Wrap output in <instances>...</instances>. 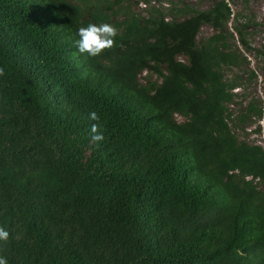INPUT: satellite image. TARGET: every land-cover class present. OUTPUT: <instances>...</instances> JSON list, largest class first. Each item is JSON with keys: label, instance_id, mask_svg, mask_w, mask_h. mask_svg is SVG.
<instances>
[{"label": "trees", "instance_id": "trees-1", "mask_svg": "<svg viewBox=\"0 0 264 264\" xmlns=\"http://www.w3.org/2000/svg\"><path fill=\"white\" fill-rule=\"evenodd\" d=\"M140 1L0 0L8 264H264V148L232 132L223 74L247 65V24L225 0ZM89 23L113 24L115 47L81 54ZM252 118L264 133L253 99L236 120Z\"/></svg>", "mask_w": 264, "mask_h": 264}, {"label": "rangeland", "instance_id": "rangeland-1", "mask_svg": "<svg viewBox=\"0 0 264 264\" xmlns=\"http://www.w3.org/2000/svg\"><path fill=\"white\" fill-rule=\"evenodd\" d=\"M136 8H133L135 13H144L145 6L140 0ZM211 0H181L183 4H187L190 8L204 10L209 5ZM233 15L238 16V22L247 24L246 42L252 49L249 53H243L247 65L238 69H226L223 71L226 80L234 79L239 84L237 89H234L233 102L228 107V112L235 123V126L229 123L232 132L238 141H244L249 144H256L264 147V136L262 133H254L257 126H262L261 121L250 119L239 124L236 117L241 112L242 108L250 100L259 101L264 110V86L261 72L264 68V58L256 56L255 51L260 50L264 45V0H225ZM153 5V2L150 3ZM162 7L167 8L168 4L164 2ZM232 20L229 21L228 27L231 28ZM211 34V30L207 26L200 29L198 38L207 37ZM253 72L254 78H251L249 72ZM145 73L141 74L140 81L143 82ZM153 79V78H152ZM178 122L182 120L176 118Z\"/></svg>", "mask_w": 264, "mask_h": 264}, {"label": "clouds", "instance_id": "clouds-1", "mask_svg": "<svg viewBox=\"0 0 264 264\" xmlns=\"http://www.w3.org/2000/svg\"><path fill=\"white\" fill-rule=\"evenodd\" d=\"M118 29L110 23H89L86 27L78 29V37L75 41L76 47L81 54H87L90 57L99 56L103 51L112 49L116 45ZM5 74V69L0 67V76ZM88 119L95 123L90 125L89 135L93 143L104 140L103 131L99 124L100 116L96 112H90ZM262 123V122H261ZM264 136V133L260 131ZM260 146V145H259ZM264 148L263 146H261ZM10 233L3 227H0V242L8 241ZM0 264H8L6 257L0 255Z\"/></svg>", "mask_w": 264, "mask_h": 264}]
</instances>
